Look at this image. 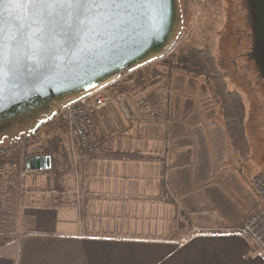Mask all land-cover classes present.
Masks as SVG:
<instances>
[{"label":"crops","instance_id":"crops-1","mask_svg":"<svg viewBox=\"0 0 264 264\" xmlns=\"http://www.w3.org/2000/svg\"><path fill=\"white\" fill-rule=\"evenodd\" d=\"M193 90L168 95L170 122L126 119L115 105L94 111L95 154L59 131L44 168L27 170L25 157L2 162L0 175L14 167L26 189L0 264H264L232 230L262 203L251 179L264 171L247 160L254 148L264 154L249 137L248 158L234 151L213 92Z\"/></svg>","mask_w":264,"mask_h":264},{"label":"water","instance_id":"water-1","mask_svg":"<svg viewBox=\"0 0 264 264\" xmlns=\"http://www.w3.org/2000/svg\"><path fill=\"white\" fill-rule=\"evenodd\" d=\"M182 1L167 0L162 31L156 29L154 21L158 9L149 4L138 5L101 39L93 37L76 47L65 45L51 55L37 54L32 60L18 63L14 61L21 49L10 46L12 37L18 35L17 25L24 22L27 39L31 29L38 27L33 20L40 10L23 9L15 3L0 4V28L5 44V71L0 82V143L36 131L70 102L119 79L122 71L131 72L169 53L183 30ZM240 1L250 34L247 56L264 82V0ZM26 14L30 17L27 20ZM49 158V155L26 156L25 167L42 169Z\"/></svg>","mask_w":264,"mask_h":264},{"label":"rangeland","instance_id":"rangeland-1","mask_svg":"<svg viewBox=\"0 0 264 264\" xmlns=\"http://www.w3.org/2000/svg\"><path fill=\"white\" fill-rule=\"evenodd\" d=\"M181 11L183 30L176 45L171 51L176 57L180 49L186 51L191 46L207 47L212 54L220 60L222 65L221 68L226 72L224 78L228 87L238 90L243 96L246 109L245 123L248 137L254 142L253 145H255L256 141L259 142L257 147H259L264 154V127L262 128L260 126L264 123L262 122L259 124L257 120L258 114L264 112V105H259L260 101L256 93L248 85V81L243 74H240L239 70L236 69L233 60L235 54L238 52L240 25L243 24L242 26L245 28L244 8L241 5V1L199 0L198 4L195 6H189L182 1ZM250 44L248 42L247 46ZM175 57L174 59H176ZM143 66H145L143 80L147 81V87L145 89L142 88V83L138 82V86L133 87L129 85V83L127 85V80H124L121 85L114 88L124 91L132 102L139 96H143L147 93L153 94L158 100V103L162 105L165 114L166 109L164 108V101L166 102L169 94L172 95L181 92L189 94V92L194 91L193 88L198 87L202 81L200 79V83L197 85L191 84L189 80L191 79L190 75H187L183 70H181L183 74L179 75L177 79L173 80L169 78L171 70L173 71V69L176 68L169 70L168 67L163 64L161 58L153 60ZM166 70L169 74H167V77L165 76ZM125 72L124 75L123 72L121 73L119 80L124 79L128 73L127 71ZM107 89L111 88L108 86ZM166 117L168 118L167 115ZM54 124L58 128L56 131L62 132L64 130V126L61 124L58 117H55ZM49 141L50 139H47L46 144L49 145ZM254 149L247 161L253 168L264 171V158L260 156V154L254 153ZM260 161L263 164H256ZM8 166L9 165L5 164V173L0 175V240L7 239L16 232L18 233L19 230L15 226L16 224L13 220L16 211L20 208L25 193L24 190L26 189L25 182L21 181L19 173L14 170V167Z\"/></svg>","mask_w":264,"mask_h":264},{"label":"built area","instance_id":"built-area-1","mask_svg":"<svg viewBox=\"0 0 264 264\" xmlns=\"http://www.w3.org/2000/svg\"><path fill=\"white\" fill-rule=\"evenodd\" d=\"M183 1L189 6H195L199 2V0ZM122 72L123 75L126 73ZM110 84L75 99L56 114L64 126L63 133L69 143L85 154H95L100 149L101 140L96 132L93 112L104 107L117 106L126 119L170 121L153 94L139 96L132 102L124 91L115 88L107 89ZM50 137L31 131L12 140H4L0 143V161L8 160L16 155L24 157L45 155L46 142ZM251 186L262 203L246 217L240 226L232 230L248 237L256 250L264 256V172H259L252 177Z\"/></svg>","mask_w":264,"mask_h":264},{"label":"snow or ice","instance_id":"snow-or-ice-1","mask_svg":"<svg viewBox=\"0 0 264 264\" xmlns=\"http://www.w3.org/2000/svg\"><path fill=\"white\" fill-rule=\"evenodd\" d=\"M5 2L15 3L23 9L40 10L33 20L38 27L31 29L27 39L24 37V22L17 25L18 35L12 37L10 45L21 49L15 63L32 60L37 54L51 55L65 45L76 47L93 37L101 39L110 27L122 23L138 5L149 4L158 9L154 17L158 31L163 30L167 18V0H0V4ZM29 18L26 14L25 20ZM2 32L0 28V82L5 71Z\"/></svg>","mask_w":264,"mask_h":264},{"label":"trees","instance_id":"trees-1","mask_svg":"<svg viewBox=\"0 0 264 264\" xmlns=\"http://www.w3.org/2000/svg\"><path fill=\"white\" fill-rule=\"evenodd\" d=\"M248 29V26L245 24ZM175 54L171 51L163 56L162 62L169 70L176 68L183 70L187 75H190V83L197 85L203 84L204 88L213 92L214 98L218 104L222 124L226 130L230 147L238 152L243 158L249 157V141L246 132L245 123V103L243 96L236 89H230L225 80L226 72L221 68V62L218 60L207 47L191 46L188 50H179L176 59ZM145 66L139 67L131 72H128L124 80H133L134 82H142L145 75ZM56 114L43 122L36 131L43 136H50L48 140L57 137L58 129L54 124ZM46 153L52 156V153L47 150ZM12 158H24L22 155H16ZM11 159V158H10ZM5 161V160H4ZM0 161V167L2 162ZM7 238V237H6ZM8 239V238H7ZM6 239L0 240L2 245Z\"/></svg>","mask_w":264,"mask_h":264},{"label":"flooded vegetation","instance_id":"flooded-vegetation-1","mask_svg":"<svg viewBox=\"0 0 264 264\" xmlns=\"http://www.w3.org/2000/svg\"><path fill=\"white\" fill-rule=\"evenodd\" d=\"M187 7V6H186ZM243 24L240 25V32H239V47L238 52L235 54L233 60L236 66V69L239 70L240 74H243L245 79L248 81V85L254 90V92L257 95L259 102V105H264V82L259 77L258 71L253 63L252 60H250L247 56V52L249 50V46H247L248 42L250 44V35L248 29ZM243 27V28H242ZM244 31V32H243ZM247 31V32H246ZM246 44V45H244ZM247 46V47H246ZM261 103V104H260ZM264 112H260V122L264 123L263 119ZM262 128L264 127V124L260 125ZM264 129V128H263Z\"/></svg>","mask_w":264,"mask_h":264}]
</instances>
